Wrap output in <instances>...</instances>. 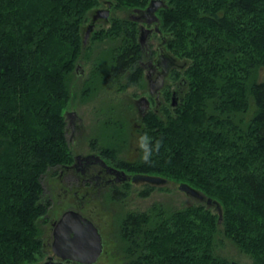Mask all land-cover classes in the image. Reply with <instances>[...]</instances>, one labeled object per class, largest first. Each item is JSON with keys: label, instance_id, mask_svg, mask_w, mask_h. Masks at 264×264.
Segmentation results:
<instances>
[{"label": "trees", "instance_id": "1", "mask_svg": "<svg viewBox=\"0 0 264 264\" xmlns=\"http://www.w3.org/2000/svg\"><path fill=\"white\" fill-rule=\"evenodd\" d=\"M149 1L105 3L110 11L134 12ZM206 2L213 5L202 8ZM98 3L0 0V264H34L46 245L38 220L48 215L50 199L42 178L71 156L60 107L69 97L67 74L85 47L81 23ZM168 3L156 11L154 25L173 57L191 59L176 74L188 89L175 106L163 105L158 113L164 117L149 110L141 118L140 134L163 138L151 165L141 161V152L128 161L117 160L118 149L103 153L128 171L188 183L219 210L199 204L168 213L160 208L153 217L127 215L118 230L126 254L120 264H237L215 252L218 234L248 254L251 264H264V77L249 74L258 57L245 62L243 54L237 61L234 56L243 47L264 53V0ZM110 11L109 28L94 27L90 36L119 38L111 70L140 85L143 49L135 12L121 18ZM250 100L254 108L243 127L239 115Z\"/></svg>", "mask_w": 264, "mask_h": 264}, {"label": "rangeland", "instance_id": "2", "mask_svg": "<svg viewBox=\"0 0 264 264\" xmlns=\"http://www.w3.org/2000/svg\"><path fill=\"white\" fill-rule=\"evenodd\" d=\"M166 2L168 3V0H165ZM211 5H213V2L212 4L206 2L201 6L202 8H209ZM106 6L105 0H99L98 6L96 5L97 8H106ZM91 11L88 10L86 12V19L81 23V31L89 23ZM110 14L128 18L134 12L133 9L112 8ZM151 26L154 27V24ZM107 28H109V21L108 23L98 21L95 24V31ZM103 32L100 31L99 35ZM167 32L164 29L163 35H167ZM160 41V36L155 32L147 38L148 49L142 50L143 61L149 60L150 49L156 50V46ZM119 44V38H112L111 36L93 38V36L89 35L84 45L85 47L74 61L73 69L67 74L69 97L60 107L68 126L65 135L71 156L69 155L67 164H74L77 154H97L113 148L118 149L115 155L119 160L128 161L139 157L140 150L137 147V140L139 135H141L140 127L143 122L140 119L139 104L135 101L140 96H149L147 80L144 75L140 85L130 84L125 77L111 70L113 64L111 59H113L116 52L115 49ZM234 46L238 49L240 48L236 43H234ZM166 49L168 48L166 47ZM242 49L243 53L235 50V59L237 56L240 57L241 54L246 59L245 62L250 61L251 58L255 59L258 57L259 64L257 60V67L252 68L249 74L251 79L261 80L264 77V60H262L264 53L259 52L257 56L251 47H243ZM40 54L39 51L37 53L34 52V60L36 62ZM175 59L177 65L166 78L167 88L161 92L164 106L170 104L171 88H174V84L183 78L181 74L191 62L189 56L184 57L181 55ZM177 71L181 73V76H176ZM186 89L188 87L185 83L180 96ZM180 96L177 97V100H179ZM149 100L151 110H154L155 101L153 98H149ZM253 108L254 105L252 100H250L249 109L239 115L241 119L243 118V127L248 125ZM67 112H75L74 114L78 118V120L75 119L73 122V127L70 123V117L66 114ZM159 116L164 117V112L160 113ZM106 159L109 160L108 158ZM64 164L49 168L42 178V183L50 199V206L48 215L38 220L39 229L42 231L41 237L46 245L42 254L38 255V261L34 264H41L49 256H54L50 247L52 222L54 223L67 209L78 208V211L94 222L100 232L102 253L94 264H120L125 260L124 242L119 237L120 232L118 230L120 222L127 215L147 213L153 217L158 214L160 208L163 212L168 213L190 205L199 204L209 205L211 211L217 213V208L213 203L207 204L205 199L201 200L181 191L178 188L180 182L168 177H163L165 181L154 184L131 182L126 187L118 188L119 190H116L118 193L111 190H90L84 199L82 188H79L75 183L69 184L61 176ZM65 188L67 191H64ZM75 190H77V194H75ZM144 191L147 192V195H142ZM220 217L221 214L219 213ZM215 252L235 261L237 264H251L252 262L248 254L241 251L231 240L221 234L216 237ZM54 260H59V258L54 256Z\"/></svg>", "mask_w": 264, "mask_h": 264}, {"label": "water", "instance_id": "3", "mask_svg": "<svg viewBox=\"0 0 264 264\" xmlns=\"http://www.w3.org/2000/svg\"><path fill=\"white\" fill-rule=\"evenodd\" d=\"M165 5L164 0H150L148 5L140 9V11L146 12L150 15L148 19L149 24L151 21L157 20L156 11ZM109 4L106 8H98L95 10L92 16V21L87 25L83 32L82 43L83 46L90 35V32L94 28L97 19H108ZM157 28V26H155ZM149 31L146 27H142L139 33V41L143 42L146 33ZM166 56V55H164ZM167 57V56H166ZM173 56H168L164 59V67L162 68L159 76L153 86V88L159 89L164 82L168 73V67L174 62ZM172 95L171 105L175 106L176 101ZM138 103H141L142 112L146 111L149 100L146 96H140L137 99ZM69 114H74L70 112ZM133 181H146V182H162L164 178L144 173H135L131 176ZM181 191L186 192L198 199H205L208 204L215 203L211 198H206L198 189L189 185L188 183L181 182L178 185ZM219 210V205L217 204ZM50 247L54 256L59 260H54V256H49L41 264H94L102 253V238L97 226L94 222L83 215L76 209L65 210L60 217L53 223L52 226V240Z\"/></svg>", "mask_w": 264, "mask_h": 264}, {"label": "flooded vegetation", "instance_id": "4", "mask_svg": "<svg viewBox=\"0 0 264 264\" xmlns=\"http://www.w3.org/2000/svg\"><path fill=\"white\" fill-rule=\"evenodd\" d=\"M95 10L91 12V18L94 15ZM134 12H135V16L133 18L138 22L140 29L142 27H146L147 29H149V31L146 33L143 39V42L139 41L142 49H148L147 48L148 47L147 38L154 32L157 33L160 36V38L162 37V35L161 33L156 31L155 26L157 24L154 25V27L151 26L152 24H155L154 21H151V23L149 24L148 19L150 18V15L148 13L140 11V9H136L134 10ZM103 20L104 22L106 21V19H102V18L97 19L96 23L98 21H103ZM149 54H150L149 60L142 61L141 65L145 73L144 74L145 79L147 80V91L149 93V96L148 97L146 96V97L148 98V100L149 98L154 99L155 101L154 111L158 112L160 111L161 108H163L161 92L164 91L165 88H167L166 78L170 74L171 70L177 65V63L174 57L175 60L168 67L169 68L168 73L164 79L163 85L159 89L153 88V91L151 92L150 90L151 87L153 86L155 82H157L156 79L159 76L162 68L164 67L163 65L164 59L165 58L167 59L168 56H172V55L164 48L161 41L156 46V50L150 49ZM164 55H166L167 57ZM184 85L185 83L183 80H180L174 84V88H171V91H170L171 92L170 101L172 100V95L174 91L175 93H174L173 98L176 101V98L180 96V92ZM135 102L138 103L137 100ZM138 104H139V111H140L139 113L141 115L140 117L141 119L149 110H151L150 100H149V105L146 111L144 112H142L141 103H138ZM170 105H171V102H170ZM69 113L70 112H67L66 114L70 117L71 119L70 123L73 127L74 126L73 122L75 121V119L78 120V118L76 114H69ZM67 127L68 126L66 123V130H67ZM75 158H76V162L74 164H64L63 170L61 171L62 173L61 176L65 178V180L69 184L75 183L76 185H78L79 188H82V190L84 191V194H83L84 199L86 195L89 193V191L94 190V189H97L99 191L111 190V191L116 192L118 188L121 189V187H126L127 184L131 182L133 183L144 182L148 184L157 183V182H146V181H141V180L133 181L131 176L135 174L136 172H131L123 167H120L119 165H117L115 161H113L110 157L106 156L103 152H99L97 154H94V153L77 154ZM106 158H108L109 160H107ZM64 191H67L66 188L64 189ZM75 194H77V190H75ZM77 209L78 208H76V210Z\"/></svg>", "mask_w": 264, "mask_h": 264}, {"label": "clouds", "instance_id": "5", "mask_svg": "<svg viewBox=\"0 0 264 264\" xmlns=\"http://www.w3.org/2000/svg\"><path fill=\"white\" fill-rule=\"evenodd\" d=\"M162 146L163 138H153L147 132L139 135L137 140V147L141 152V161L151 165L153 163V155L159 154Z\"/></svg>", "mask_w": 264, "mask_h": 264}, {"label": "bare ground", "instance_id": "6", "mask_svg": "<svg viewBox=\"0 0 264 264\" xmlns=\"http://www.w3.org/2000/svg\"><path fill=\"white\" fill-rule=\"evenodd\" d=\"M92 21V20H91ZM90 23V22H89ZM147 24V23H146ZM255 63V62H254ZM257 64V63H256ZM175 93V91L173 92V94ZM178 98H176V100H177ZM177 102V101H176ZM149 109V108H148Z\"/></svg>", "mask_w": 264, "mask_h": 264}]
</instances>
